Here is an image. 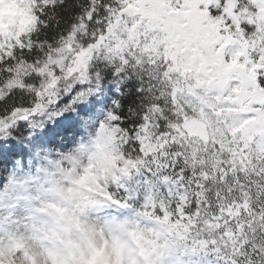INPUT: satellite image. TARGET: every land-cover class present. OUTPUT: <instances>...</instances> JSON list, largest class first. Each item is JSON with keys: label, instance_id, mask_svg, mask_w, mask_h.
<instances>
[{"label": "snow or ice", "instance_id": "6c2138e0", "mask_svg": "<svg viewBox=\"0 0 264 264\" xmlns=\"http://www.w3.org/2000/svg\"><path fill=\"white\" fill-rule=\"evenodd\" d=\"M165 2L174 9L194 8L201 30L215 41L213 52L225 62L238 57L243 65V74H234L224 96L244 88L247 110L213 121L219 143L185 142L178 137L183 117L200 110L210 120L212 116L172 70L173 61L163 45L155 52L149 46L154 33L115 48L118 41H127V28L139 19L126 11L133 0H29L35 26L0 46V134L53 108L77 83L95 82L101 69H111L115 76L134 81L137 94L134 107L127 110L113 101L98 126L113 133L125 156L121 173L127 175L145 159L158 162V172L170 169L162 181L183 185V193L161 206H169L176 219L179 210L187 218L184 222H191V234L205 238L197 245L205 256L212 255L216 264H264V158L248 164L252 146L245 148L238 135L230 134L233 127L264 110V29L258 30L255 22L256 5L252 0ZM81 52L87 55L78 66ZM86 96L84 91L76 93L52 115L69 111ZM235 107L215 103L213 110ZM17 136L13 147L36 159L37 149L44 147L43 133L28 138L21 131ZM4 151L0 143V156ZM233 152L240 154L243 165Z\"/></svg>", "mask_w": 264, "mask_h": 264}, {"label": "rangeland", "instance_id": "374dc122", "mask_svg": "<svg viewBox=\"0 0 264 264\" xmlns=\"http://www.w3.org/2000/svg\"><path fill=\"white\" fill-rule=\"evenodd\" d=\"M14 1L0 0V28L3 29V25L9 23L10 30L13 26L17 27L19 36L32 24L31 10L29 7L16 5ZM141 2L143 4H137L135 11L143 5L144 11L130 14L141 16H138L139 19L132 23L129 30L139 29L142 25L144 32L151 31L157 35L167 58L173 61L172 70L179 73L180 78L186 82L188 91L209 109L212 116L210 120L200 110L195 115L183 117V123L176 129L178 137L185 142L193 140L194 143H202L191 125L192 120H198L206 125L210 140L219 143L216 139L218 130L213 127V121L217 118H230L247 110L244 103L247 92L244 88L233 89L232 95L224 96L234 74H243V65L238 62V57L225 62L222 56L213 52L215 41L210 33L201 30L194 8H170L165 0ZM252 2L256 5L255 22L258 30L264 29V0ZM3 12L6 15L4 19L1 18ZM3 44L0 42V46ZM86 55V52L78 55V66L83 65ZM116 87L115 83L104 85L99 79L95 82L77 83L74 91L58 99L53 108L17 122L14 131L8 134H0V143L5 148L0 156V264H37L26 247V234L35 231V226L42 223L43 216L51 215L48 211L50 208H55L58 219L61 220V216L62 220L82 231L87 243L83 246L75 244V251L68 258L58 259L51 251H47L49 264H71L70 259L75 264H92L91 249L97 254L98 264H141L137 245L132 239L135 238L133 233L138 229L147 237L143 232L155 231L156 223L139 213L131 217L128 215V219H124V215L127 216V206H145L139 203V194L143 191L142 179L137 168L130 169L127 175L121 173L120 170L125 167V158L115 155L116 139L106 128L98 127L106 119L107 105L111 93L116 92ZM81 91L87 93L86 98L72 104L69 111L52 115ZM215 103H227L236 107L213 110ZM255 118L242 121L230 131L242 133L243 138L248 139L251 136L246 135L254 127L256 134L253 139L258 146H264V110L259 111ZM254 121L258 126L253 125ZM249 126L253 127L248 131ZM21 131L28 138L43 133L40 138L44 147L37 149L36 159L23 155L18 148L13 147L17 143V134ZM92 171L95 173L92 174ZM113 177L118 179L113 181ZM92 180L97 183L94 184ZM162 186L177 189L176 184L164 183ZM88 188L93 191H87ZM60 202L73 205V213H69L66 207H59ZM76 209L87 211L85 221L103 225L99 244L93 240V228H80V215ZM115 227L123 231L126 239L117 238L113 229ZM196 243L184 246L182 250L167 249L160 255L152 253L151 262L214 264ZM121 244L127 246L122 253L118 251ZM127 250L133 251L134 255L130 253L131 257H128Z\"/></svg>", "mask_w": 264, "mask_h": 264}, {"label": "trees", "instance_id": "16d2710c", "mask_svg": "<svg viewBox=\"0 0 264 264\" xmlns=\"http://www.w3.org/2000/svg\"><path fill=\"white\" fill-rule=\"evenodd\" d=\"M142 1V0H141ZM141 1L133 0V3L129 5L128 9L126 11L130 15L133 13L136 9V5L143 4ZM14 3L18 6L22 7H29L31 10V18H32V24L31 26L23 33H19L18 36V29L16 26L11 27L12 29L8 28V24L5 26L3 25V29L0 28V42H4L7 39H18L21 35L25 34L26 32L30 31L35 26V17L32 13V8L29 4V0H15ZM144 7V5H143ZM140 6L135 13H137L139 10L144 11V8ZM5 12V11H4ZM3 12V15L1 16L2 19L6 16ZM141 16V15H137ZM20 17V16H19ZM117 25L114 24L113 27H116ZM151 31H145L143 30L142 25L139 26V29H133L129 30L127 28V41H118L117 45H115V48L118 49V45L126 44L127 42H131L133 37L141 36V37H147L148 34H151ZM9 35V37H8ZM15 37V38H14ZM156 44V45H155ZM149 46L152 48V50L155 52L160 46L161 42L157 40V35H153L152 38L149 40ZM99 80L102 84L108 85L110 83H115L117 85L116 92L111 93L110 101L107 105V110L112 108L113 101H118L124 110H127L131 107H134L137 94H136V84L134 81L126 80L122 77L115 76L111 69H101V75ZM256 119V118H255ZM253 125H257V123L254 121ZM253 126L248 127V131ZM257 128V127H256ZM254 129V127L252 128ZM250 130L249 134L246 135V137H250L248 139L243 138V134L233 133L230 131V134L235 137L239 136L241 142L243 143L245 148H248L249 145L252 146V148L249 149L251 153V157L247 160L248 164L252 163V160L255 159L257 163H259L260 158H264V146H258L255 142L254 134H256L255 129ZM258 129V128H257ZM210 141V140H209ZM213 141V140H212ZM203 143V142H202ZM217 143V142H213ZM203 144H209L203 143ZM210 146V145H209ZM114 151L115 155L119 157H124V154L120 151V148L118 147L116 140L114 145ZM224 146L222 145V148ZM233 156L236 159L237 163H240L241 165L244 164V161L241 159L240 154L238 152H233ZM209 162L212 164L213 167H215V161L212 160V157H209ZM201 163H204L203 160H201ZM158 162L153 163L150 160L145 159V162L142 165L137 166V173L139 176H141V181L143 183V191L139 194V200L140 204L143 203L145 206H142L141 208H137L135 205L129 206V214L131 216H136L138 213L140 215L147 216L149 221H153L156 223V229L155 231H147V233L143 232L144 234H147L148 236H144L141 232L138 231V229L135 230L134 236L132 237L133 242L137 245V250L139 253V256L141 257V260L143 261V264H152L151 259L152 253H156V255H160V253L165 252L167 249L170 250H182L184 246H190L194 245L197 241V245L204 244L205 238L201 237L200 239H196L194 235L191 234V228L189 223H185L184 221L187 219L183 215L179 213V210L177 211V215H179V219H176L173 217L172 212L168 210L169 206H161L162 201L166 202L167 200L171 201L176 199L180 194L183 193V185L176 184V183H168V184H176L177 189L169 188L166 189L162 185L164 182L162 181V177L165 175H170L171 170L169 169L167 172L163 171H157ZM187 175V174H186ZM138 205V204H137ZM157 209L159 210L157 212ZM139 225L136 226L138 228ZM140 234V235H139ZM228 235V234H225ZM229 244L232 243L231 240L228 241ZM206 246V245H205ZM120 249H124V244L120 245ZM201 251L206 255V253L203 251L202 248H200ZM209 251H212V249H209ZM123 256V255H122ZM208 258L216 264L215 258L212 255H207ZM99 259L96 258L95 262L93 264H98Z\"/></svg>", "mask_w": 264, "mask_h": 264}, {"label": "clouds", "instance_id": "9594fccd", "mask_svg": "<svg viewBox=\"0 0 264 264\" xmlns=\"http://www.w3.org/2000/svg\"><path fill=\"white\" fill-rule=\"evenodd\" d=\"M58 206L66 207L69 213H73V205L71 204L60 202ZM48 211L51 215L43 216L41 218L42 223L35 226V231L26 234V247L30 254L35 257L37 264H49L47 251H51L58 259L68 258L75 251L73 247L75 244L83 246L87 243L82 231H78L70 222L58 219L55 208H50ZM75 211L80 215V228H93L95 230L93 240L99 244L101 242L100 233L104 230L103 225L95 221H85V216L88 215L86 210L76 209ZM114 234L118 239H126L120 228H116ZM41 238H43L42 241Z\"/></svg>", "mask_w": 264, "mask_h": 264}, {"label": "water", "instance_id": "95a60500", "mask_svg": "<svg viewBox=\"0 0 264 264\" xmlns=\"http://www.w3.org/2000/svg\"><path fill=\"white\" fill-rule=\"evenodd\" d=\"M193 126L195 128V131H196V135L197 137L204 141V142H207L209 137H208V133H207V130H206V126L201 124L200 122L198 121H194L193 122Z\"/></svg>", "mask_w": 264, "mask_h": 264}]
</instances>
